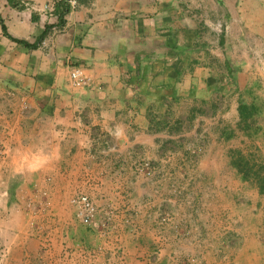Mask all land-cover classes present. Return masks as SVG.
I'll return each mask as SVG.
<instances>
[{
  "label": "crops",
  "instance_id": "obj_1",
  "mask_svg": "<svg viewBox=\"0 0 264 264\" xmlns=\"http://www.w3.org/2000/svg\"><path fill=\"white\" fill-rule=\"evenodd\" d=\"M63 2L0 0L13 37L47 29L28 48L0 24L2 264H237L252 235L227 198L243 182L226 132L254 67L224 25L234 2L65 0L61 24Z\"/></svg>",
  "mask_w": 264,
  "mask_h": 264
},
{
  "label": "rangeland",
  "instance_id": "obj_2",
  "mask_svg": "<svg viewBox=\"0 0 264 264\" xmlns=\"http://www.w3.org/2000/svg\"><path fill=\"white\" fill-rule=\"evenodd\" d=\"M231 1L234 3L226 10L227 17L223 16L224 25L227 33L233 36L232 42L242 45L251 55L254 77L242 91V101L245 103L241 105L243 108H238L237 124L226 132L227 138L236 140L229 148V155L240 181L243 182L237 188H233L236 184L230 182L227 198L229 197L231 204L244 206L243 210L238 211L240 215L235 214L233 217L236 222L246 224L248 233L252 235L242 242L244 253L237 264H264V13H258V0ZM5 181L7 180L0 179V206L5 199ZM235 190L238 192H234ZM199 196L201 199L203 194ZM188 198L189 196H180L182 202L188 201ZM196 200L200 202L197 198ZM2 211L1 209L0 215ZM2 229L1 227V233ZM5 245L0 236V264L4 262V254L8 252Z\"/></svg>",
  "mask_w": 264,
  "mask_h": 264
},
{
  "label": "built area",
  "instance_id": "obj_3",
  "mask_svg": "<svg viewBox=\"0 0 264 264\" xmlns=\"http://www.w3.org/2000/svg\"><path fill=\"white\" fill-rule=\"evenodd\" d=\"M64 0H47L46 7L55 6L58 2ZM70 5L76 4L75 0H68ZM69 76L72 84L76 88H85L89 85V78L85 74L82 67L78 65L70 66ZM72 204L76 207V217L78 220L86 226H95L96 218L99 213V209L95 201L84 193H79L73 196L71 200Z\"/></svg>",
  "mask_w": 264,
  "mask_h": 264
},
{
  "label": "trees",
  "instance_id": "obj_4",
  "mask_svg": "<svg viewBox=\"0 0 264 264\" xmlns=\"http://www.w3.org/2000/svg\"><path fill=\"white\" fill-rule=\"evenodd\" d=\"M63 5H64V9H63V10L61 11V13H60V23H61V24H64V22H65L64 15H65V13H67L68 10H69V6H68L67 2H65V0H64V2H63ZM0 24L2 25V28H3L4 34H5L7 37L11 38L12 40H14V41H16V42H18V43H20V44L25 45V46L28 47V48H35V47H38L39 44H40V43L42 42V40L44 39L45 34H46V32H47V29H46V31L40 36V38H39L35 43H29V42H26V41L20 40V39H18V38H15V37H13L11 34H9L8 31H7L6 26L4 25L3 19H2L1 17H0ZM241 108H243V106H240V109H241ZM242 114H243V109H242ZM242 168H243V167H242ZM247 169H248V168H247ZM262 184L264 185V177H263V179H262ZM262 187H263V186H262ZM263 188H264V187H263Z\"/></svg>",
  "mask_w": 264,
  "mask_h": 264
}]
</instances>
